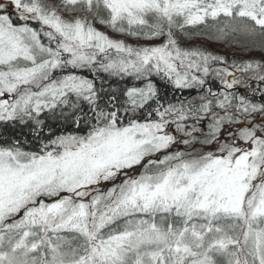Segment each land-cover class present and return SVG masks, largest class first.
<instances>
[{"label": "snow or ice", "instance_id": "snow-or-ice-1", "mask_svg": "<svg viewBox=\"0 0 264 264\" xmlns=\"http://www.w3.org/2000/svg\"><path fill=\"white\" fill-rule=\"evenodd\" d=\"M196 39L264 53V0H0V126L75 125L0 135V264H264V61Z\"/></svg>", "mask_w": 264, "mask_h": 264}, {"label": "trees", "instance_id": "trees-1", "mask_svg": "<svg viewBox=\"0 0 264 264\" xmlns=\"http://www.w3.org/2000/svg\"><path fill=\"white\" fill-rule=\"evenodd\" d=\"M5 3H7V0H5ZM97 27L101 28V30L103 31L108 32L110 36L117 37L118 39H127V42H133L135 44L138 43L134 38L123 37L117 33H113L110 29L105 28L104 26L97 25ZM139 43L146 42L139 41ZM193 43L197 45H205L209 50H212L218 54L225 55L229 58L230 63L232 60H236L239 63L241 61H246L252 58L264 61V53H261L258 49H253L251 52H249L245 47L241 45H230L224 42L210 41L206 39H196L193 40ZM236 75L240 79H247L250 74L237 73ZM107 79L112 87L120 90H123L126 86H132V84L134 83V81H132L130 78H126L123 81H117L115 78L111 77ZM155 80L158 88L160 89L164 103H176L180 99H183L185 97L191 98L192 96L196 95L194 90H177L173 88L169 83H167V81L160 80V78L158 77L155 78ZM215 86L216 85L214 84V87ZM234 91H236L238 94L247 95L255 102H261V92L264 91V84H261V82L256 79H251L247 81V84L238 85L234 89ZM41 119L44 120V125L41 128H36L33 122H29L28 124L16 123L14 125L0 126V135L9 139H19L22 141L23 145L26 148L34 149L40 143V141L49 138L50 132L53 136H55L65 132H71L75 128V125L71 123V120H66L64 116L60 115L59 111L54 114L46 112L41 116ZM237 127V125H233L232 129L237 130ZM174 130L175 129L173 127V131ZM176 134L178 136L180 135L178 133ZM196 148L203 150L201 148V145L199 144L196 145ZM175 150L176 148L172 151Z\"/></svg>", "mask_w": 264, "mask_h": 264}, {"label": "rangeland", "instance_id": "rangeland-1", "mask_svg": "<svg viewBox=\"0 0 264 264\" xmlns=\"http://www.w3.org/2000/svg\"><path fill=\"white\" fill-rule=\"evenodd\" d=\"M114 37V36H113ZM114 38H117V37H114ZM158 42V41H157ZM128 43H131V44H135V43H133V42H128ZM233 131H235L236 129H232ZM172 131H173V128H172ZM173 133H175V130L173 131ZM223 139H227V136L225 135V137L223 138ZM176 148V150H181V149H183V150H188V148L185 146V145H183V144H179V145H177V146H174V148L173 149H175ZM205 148H207V150H214V148H213V146H211V145H209V146H205ZM173 149H171V150H173ZM134 174H138V173H134ZM119 181H117V183H118ZM113 185H112V183L111 182H105V183H103V184H101L100 185V189H101V191H106L108 188H110V187H112Z\"/></svg>", "mask_w": 264, "mask_h": 264}, {"label": "flooded vegetation", "instance_id": "flooded-vegetation-1", "mask_svg": "<svg viewBox=\"0 0 264 264\" xmlns=\"http://www.w3.org/2000/svg\"><path fill=\"white\" fill-rule=\"evenodd\" d=\"M261 84H264V82H261Z\"/></svg>", "mask_w": 264, "mask_h": 264}]
</instances>
